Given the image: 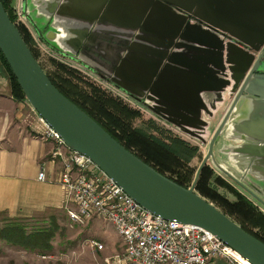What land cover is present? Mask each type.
I'll use <instances>...</instances> for the list:
<instances>
[{
    "label": "water",
    "instance_id": "1",
    "mask_svg": "<svg viewBox=\"0 0 264 264\" xmlns=\"http://www.w3.org/2000/svg\"><path fill=\"white\" fill-rule=\"evenodd\" d=\"M192 1L196 4L195 11L201 14L195 12L196 23L188 24L183 22L184 16L173 13L168 5L186 11V17H189L191 8L168 0H152L157 7L150 5L146 8L148 13L139 19L138 32L132 39L141 40L140 32L151 31L145 28L146 23L150 24L152 20L155 24L154 12L158 7H165L164 42L159 50L136 42L129 46L147 55L137 54L138 58L146 57L147 61L153 63L143 80L147 86L142 88L148 94L130 96L137 101L145 99L151 104L141 103L151 113L201 143H204L203 137L207 135V119L212 117L215 110L214 105L205 103L208 93L214 94L221 87L229 88L231 97L228 106L212 131L206 152L186 188L160 175L125 150L62 96L31 55L1 3L0 54L28 106L66 148L89 158L149 213L168 221L199 227L248 263L264 264V244L243 231L234 220L194 190L199 173L209 160L223 176L264 206L255 194L256 188L263 189L264 185V74L258 73L261 66L256 64L257 60L254 64L248 60L243 68H233L237 61L232 44L207 36L202 30L203 27L218 29L227 40L254 47L256 52L264 42V0ZM221 4H224L225 15L218 9ZM172 19L174 22L169 26ZM255 42L257 44L252 46ZM127 66L126 61L121 59L115 73L118 75L125 71ZM217 76L223 79L217 81ZM241 112L246 115L241 116ZM220 139L232 144L218 146ZM213 146L217 147L215 151L219 155H225V162L217 163L214 160ZM244 173L257 181L255 188Z\"/></svg>",
    "mask_w": 264,
    "mask_h": 264
},
{
    "label": "crops",
    "instance_id": "2",
    "mask_svg": "<svg viewBox=\"0 0 264 264\" xmlns=\"http://www.w3.org/2000/svg\"><path fill=\"white\" fill-rule=\"evenodd\" d=\"M151 1L21 0L20 3L26 6L30 26L43 32L41 41L49 45L54 53L78 63L111 86L110 95L139 103L145 99L137 101L130 95L148 94L143 89L147 86L143 80L153 63L146 60L147 55L141 50L129 47L130 43L159 50L165 37L166 9L158 7L154 12L155 24L152 20L150 24L146 23L145 28L152 30L140 32L141 40L132 39L138 32L139 19L148 13L146 8L154 5ZM168 1L191 8L189 17H186V11L168 5L173 13L184 16L183 22L196 23L193 15L197 12L196 4L192 0ZM173 22V19L169 21V26ZM137 54L146 57L141 59ZM121 59L129 66L125 67L124 73L121 71L117 75L115 69L119 68ZM229 100L212 114L207 126V129L212 127L207 130L208 135L219 122ZM145 102L146 105L151 104ZM54 147V142L45 135V127L37 114L24 100L12 98L7 74L0 62V214L9 219H27L43 213H64L61 191L55 183L59 165L48 161ZM42 164L45 180L40 182L36 176ZM100 252H86L88 260L84 264H95L94 261L98 264Z\"/></svg>",
    "mask_w": 264,
    "mask_h": 264
},
{
    "label": "trees",
    "instance_id": "3",
    "mask_svg": "<svg viewBox=\"0 0 264 264\" xmlns=\"http://www.w3.org/2000/svg\"><path fill=\"white\" fill-rule=\"evenodd\" d=\"M0 3L10 22L13 23L14 16L9 0H0ZM15 26L31 55L37 61L31 36L22 25ZM50 61L55 65L56 71L52 75L44 73L62 96L83 111L125 150L157 173L181 187L186 188L190 184L193 172L188 163L198 154L196 146L171 135L166 129L158 128L151 120L147 121L149 131L132 127V121L140 116L137 110L127 107L118 98L97 86L83 82L74 70L61 63ZM0 62L7 74L12 98L23 100L21 90L1 54ZM40 68L42 69L41 66ZM215 184L228 191L234 201H227L218 195ZM194 190L199 196L220 208L226 216L232 218L243 231L264 244V214L224 180L214 176L207 166L201 169ZM57 229L56 224L51 222L48 227L26 232L21 225L13 223L6 217L4 224L0 226V240L23 250L42 254L51 249L50 241Z\"/></svg>",
    "mask_w": 264,
    "mask_h": 264
},
{
    "label": "built area",
    "instance_id": "4",
    "mask_svg": "<svg viewBox=\"0 0 264 264\" xmlns=\"http://www.w3.org/2000/svg\"><path fill=\"white\" fill-rule=\"evenodd\" d=\"M20 14L16 13L15 19ZM38 120L55 144L48 161L59 165L55 183L61 191L64 214L75 224L103 220L121 243V251L111 259L104 258V264H242L231 248L201 228L168 221L143 209L89 158L66 148L42 119ZM36 179L45 180L44 164ZM87 245L96 252L103 249L95 240H88Z\"/></svg>",
    "mask_w": 264,
    "mask_h": 264
},
{
    "label": "rangeland",
    "instance_id": "5",
    "mask_svg": "<svg viewBox=\"0 0 264 264\" xmlns=\"http://www.w3.org/2000/svg\"><path fill=\"white\" fill-rule=\"evenodd\" d=\"M20 1L21 0H9V5L11 7L12 14L14 16V21H17L20 25L24 26L25 28L27 27L26 29L28 30L29 34H31L30 36H32V40H33V51L35 52L37 57V62L42 67L43 71L48 73L49 75H52L56 71V69H55V65L52 64L50 60H52L53 62L61 63L65 67L74 70L79 75L81 80H83V82L93 84L94 86H97L101 90L108 93L112 88L111 86L102 82L99 78L95 77V75H92L90 72L86 71L78 63L74 61H70L54 53V51L51 50L49 45L44 44L43 41H41L43 32L39 30H34V27L30 26L28 20L29 18L27 16L26 6L25 7L22 6V3H20ZM17 2L19 4L18 6H16ZM218 9L223 11V15H225L224 4H221V6ZM16 13H21L18 19H15L17 18ZM202 30H205V35L214 37L216 38V40H222L221 32L218 29H213L211 27L210 29H207L206 27H203ZM217 78H218L217 81L219 80L221 81V79L219 78L222 77L217 76ZM81 87L84 88L83 84H81ZM228 90L229 88L227 87H225L224 89L223 87H221L218 90V92L214 94L208 93V97L205 99L206 105H210V104L214 105L215 110L217 112L219 106L224 105L226 101L229 99ZM118 99L122 103H124L127 107L131 109H135L139 112L140 116L132 121L131 124L132 127L143 128L149 131L147 129V125H148L147 121L151 120L154 124L158 126V128L163 130L167 129V131L170 130L171 135H175L181 138L182 140L186 141L188 144L197 147L198 154L188 163L189 168L193 172L192 174V178H193L194 172L197 166L199 165L202 156L206 152L207 141L211 135V132L209 135L207 134L203 137L204 143H201L199 140L184 134L183 132H181L179 129L175 128L171 124H168L163 120L161 121L157 116L151 113L141 102L135 103L136 101L134 102V100L126 99L125 97H123V99L122 98H118ZM24 102L26 101L24 100ZM208 121L209 119H207V122ZM211 128L212 127L206 129L211 130ZM231 144L232 142L223 139H220L218 142V146L220 145L229 146ZM216 148L217 147L215 146H213L212 148V154L214 160L217 163H219V161L225 162L226 161L225 155H219L215 151ZM204 166H207L209 169H211L214 176L224 180L237 192H239L241 195L247 198L252 203V205L256 207V209L259 212L264 214L263 205L256 202L241 188H239L232 181H230L225 176H223L216 168H214V166L211 164L209 160L206 162V165ZM244 175L246 179L250 183H252L254 188L258 185L256 183L257 181L255 182L251 176L246 175L245 173ZM235 178L238 179L236 175ZM216 185L217 184H215L214 187L218 195L222 196L227 201H234L233 196L228 191ZM263 189H264V185H263ZM263 189L256 188L255 194L264 203V191H262ZM210 203L213 204L212 202ZM215 207L220 210V208H218L217 206ZM5 220L6 217L3 214H0V226L4 224ZM10 220L13 223L21 225L26 232L43 229L51 225V222H54L58 229L55 231L54 236L50 241L51 249L48 252L42 254L35 251L33 252L26 251L19 247L9 245L4 241L0 240V264H84L88 260V256H86V252L88 251L92 252V250L87 245L88 240H95L103 245V250L100 252L101 259L99 260L98 264H104L103 263L104 258L111 259V257L114 254H117L121 251V243L117 238V235L115 234L113 228L101 219H94L90 222L83 224H75L72 223L64 213H53V214L43 213L27 219H10ZM94 262L95 264L97 263V261Z\"/></svg>",
    "mask_w": 264,
    "mask_h": 264
},
{
    "label": "flooded vegetation",
    "instance_id": "6",
    "mask_svg": "<svg viewBox=\"0 0 264 264\" xmlns=\"http://www.w3.org/2000/svg\"><path fill=\"white\" fill-rule=\"evenodd\" d=\"M256 21H257V17H256ZM221 37L224 43H231L233 46V48L231 49L234 52V54H236V61H237V65L233 66V68L237 70L246 66L248 60H250V64H254V62L257 60L256 64L261 66V70L258 73L264 74V42L260 45L257 51L254 52L255 50L254 47H248L244 44L236 43L233 40H227L226 39L227 37L224 36L223 34H221ZM256 44L257 42L252 44V46H255ZM230 97L231 96H229V99ZM231 175L235 176L234 174Z\"/></svg>",
    "mask_w": 264,
    "mask_h": 264
},
{
    "label": "bare ground",
    "instance_id": "7",
    "mask_svg": "<svg viewBox=\"0 0 264 264\" xmlns=\"http://www.w3.org/2000/svg\"><path fill=\"white\" fill-rule=\"evenodd\" d=\"M240 115V113L237 115V116H234V118H237L238 116ZM246 115V113L244 112V113H242L241 112V116H245ZM229 123L230 122H228V125H229ZM222 167V166H221ZM223 168V167H222ZM224 170H226L225 168H223ZM227 171V170H226ZM228 172V171H227ZM255 174H257V175H260V174H258V173H255ZM233 176V175H232ZM234 178H235V176H233ZM199 228V227H198ZM233 254H234V257L238 260V261H240L242 264H250V263H248L245 259H243V258H241L237 253H235V252H233Z\"/></svg>",
    "mask_w": 264,
    "mask_h": 264
}]
</instances>
